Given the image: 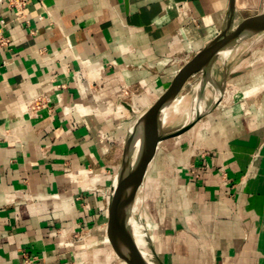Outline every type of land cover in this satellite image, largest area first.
I'll return each mask as SVG.
<instances>
[{"label":"crops","instance_id":"obj_1","mask_svg":"<svg viewBox=\"0 0 264 264\" xmlns=\"http://www.w3.org/2000/svg\"><path fill=\"white\" fill-rule=\"evenodd\" d=\"M229 3L27 0L28 24L0 3V264L122 262L107 239L108 203L134 117L219 34ZM234 6L235 17L264 13V0ZM255 42L226 60L216 108L159 143L145 168L142 208L162 264H264V40ZM41 96L49 103L35 116L29 103Z\"/></svg>","mask_w":264,"mask_h":264},{"label":"water","instance_id":"obj_2","mask_svg":"<svg viewBox=\"0 0 264 264\" xmlns=\"http://www.w3.org/2000/svg\"><path fill=\"white\" fill-rule=\"evenodd\" d=\"M234 7V0H230L228 15L219 34L178 70L165 91L145 112L139 115L134 123V132L126 138L121 163L109 193L107 225V239L123 263L162 264L150 240H146L149 251L148 261L135 243L129 224L132 218L126 207L128 195L135 186L142 182L145 168L157 145L186 133L205 115L215 109L223 96V88L216 85V98L210 106L173 130L163 129L162 112L169 108L188 80L199 73L201 74L200 94H202L204 81L212 77V65L222 53H230L240 42L264 34V13L247 16L235 23ZM225 78L226 75H224ZM121 105L134 115L128 104L121 103ZM135 139L138 141V146L137 150L133 152L132 147Z\"/></svg>","mask_w":264,"mask_h":264},{"label":"rangeland","instance_id":"obj_3","mask_svg":"<svg viewBox=\"0 0 264 264\" xmlns=\"http://www.w3.org/2000/svg\"><path fill=\"white\" fill-rule=\"evenodd\" d=\"M249 14H241L240 16L235 17V23L239 22L241 19L247 17ZM252 37V38H248L242 42H240L238 45H236L232 51L230 52V54L228 55L227 60L230 62L231 59L235 58L233 62L238 63L241 61V58H243L249 50H251V48L255 43H259V45L261 44V41H263L264 39H262L264 36L263 35H259ZM201 81V74H196L193 77H191L188 82L185 84L184 88L181 90V92L178 94L177 99H182V102L180 104V112L178 114H174L172 115L169 119L168 122L163 125V129L164 130H173L175 128H178L180 126H182L184 124V122L186 121V113L187 111L190 109L191 107V101L194 97L195 92H197L196 87L197 85L200 83ZM218 86V85H217ZM219 87V86H218ZM254 90H250L246 93H244V95H250ZM203 94H205L206 96V100H204L205 102H203V111H205L208 106L212 103V101L216 98V93L215 95L213 94L216 91H213V88L210 89H206L205 87L203 89ZM238 92V93H237ZM240 94L239 91L237 89H235L234 94ZM173 103V102H172ZM172 103L170 104V106H172ZM190 103V104H189ZM169 106V107H170ZM190 106V107H189ZM140 114H137L136 117H134V123L136 122L137 118L139 117ZM156 194V192H155ZM150 195L153 198L154 192L151 191ZM138 196V201H139V205H138V210L135 212V214L132 215V220L134 222H136L137 224L143 225L145 227L144 233L146 235V240H152V238L154 237L155 233H154V221L152 220L151 217H149L148 215H146L143 211V187L141 188V192L140 194L137 195ZM151 198V199H152ZM151 206H154L153 203H151ZM91 234V233H90ZM152 244V242H151ZM153 246V244H152ZM114 264H126L123 263L121 261H117Z\"/></svg>","mask_w":264,"mask_h":264},{"label":"bare ground","instance_id":"obj_4","mask_svg":"<svg viewBox=\"0 0 264 264\" xmlns=\"http://www.w3.org/2000/svg\"><path fill=\"white\" fill-rule=\"evenodd\" d=\"M229 54H230L229 52L222 53L221 56L213 63L212 69H214L217 74L215 76H212L211 78H207L204 81L205 90L208 88H213V90L215 91L216 83L223 75V70ZM199 85L200 84H198L196 87L197 92H195L194 97L191 101V107L189 106L190 109L186 113L187 114L186 121L184 122V124L203 111V105H204L203 102H205L204 100H206V96L205 94H203V92L202 94H200L201 88ZM215 93L216 92H214L213 94L215 95ZM181 102L182 99H177L176 97V99L172 103V106H170L168 109L162 112L163 125H165L168 122V119L172 115L178 114L180 112L179 110H180ZM134 128H135V124L130 128L129 136L134 132ZM136 140L137 139L133 141V147H132L133 152L137 150L138 141ZM141 184L142 182H140L137 186H135L132 192H130L128 195V202L126 207H127V212L129 213L131 218L132 215L135 214V212L138 210L139 201L137 195L140 194L141 192V188H142ZM129 224L132 229L133 237L137 247L143 254V257L148 261L149 251L147 249V241L145 239L146 237L144 233L145 227L143 225L137 224L133 220L129 221Z\"/></svg>","mask_w":264,"mask_h":264},{"label":"built area","instance_id":"obj_5","mask_svg":"<svg viewBox=\"0 0 264 264\" xmlns=\"http://www.w3.org/2000/svg\"><path fill=\"white\" fill-rule=\"evenodd\" d=\"M0 3L8 10L14 14V20L19 23L28 24V20L25 16V9L27 6V0H0ZM7 29V23L4 20H0V49L6 48L9 45V39L4 36V31ZM49 100L46 96H41L33 99L29 103L28 111L35 116L47 107ZM70 243L67 244V246ZM36 258L25 257V264H32L36 261Z\"/></svg>","mask_w":264,"mask_h":264}]
</instances>
